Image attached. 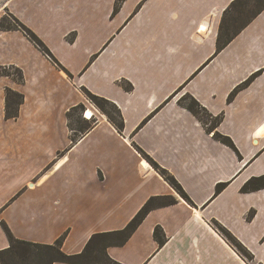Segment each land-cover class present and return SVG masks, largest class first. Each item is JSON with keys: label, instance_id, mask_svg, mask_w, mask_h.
Masks as SVG:
<instances>
[{"label": "crops", "instance_id": "crops-1", "mask_svg": "<svg viewBox=\"0 0 264 264\" xmlns=\"http://www.w3.org/2000/svg\"><path fill=\"white\" fill-rule=\"evenodd\" d=\"M15 1L6 8L62 68L21 31H0V66L23 75L21 82L0 77V222L12 235L53 244L66 234L62 251L77 254L93 234L122 229L149 198L169 196L175 204L152 210L123 246L107 248L113 261L264 264V188L241 190L264 176V10L217 52L221 18L234 0H123L115 13L117 0H19L28 19ZM6 88L23 95L16 119L5 118ZM81 88L120 109L121 132ZM186 94L223 115L217 131L236 151L179 103ZM79 105L95 123L72 140L66 113ZM158 226L162 246L153 238ZM8 246L0 225V250Z\"/></svg>", "mask_w": 264, "mask_h": 264}, {"label": "trees", "instance_id": "trees-1", "mask_svg": "<svg viewBox=\"0 0 264 264\" xmlns=\"http://www.w3.org/2000/svg\"><path fill=\"white\" fill-rule=\"evenodd\" d=\"M122 1L123 0L116 1L113 13L117 12L121 6L120 2ZM263 10L264 0L232 1L228 8L223 12L221 18L216 42L217 52L227 46V44H229L241 32V30L245 28ZM9 17H11L13 24L3 23L4 18H2L0 20V30H20L41 54L48 58L55 66L62 68V66L57 62L47 46L38 36H36L28 27L22 24L15 16L9 15ZM202 31H204V29ZM72 40L73 37L70 38V41ZM254 75L247 79L242 85L236 87L229 94L228 101H231L235 94L243 86L247 85ZM0 76H9V74L0 73ZM69 76L72 78L71 75ZM14 80L17 82H21L23 80L22 72L19 69L18 77ZM119 84L127 92L132 90L131 84L124 79H121ZM81 91L84 93L90 104L93 105L101 114L105 115L108 122L111 123L117 131L121 132L123 130L122 115L120 109L114 103H111L102 97L96 96L84 88H81ZM22 103L23 95L21 93L6 88L4 109L5 118L16 119L19 115V108ZM179 103L199 120L208 133H213L212 136L215 140L236 151L231 139L217 131V127L220 124L223 115H211L202 105H200L197 100H195L189 94L182 96L179 100ZM82 110L83 106L79 105L71 108L66 113L68 127L73 132L72 140L80 138V136L88 131L95 123V120L92 121L93 114L90 110H87L84 116L88 120L80 118L77 113L81 112ZM75 114L77 117L74 123L73 116ZM149 161L153 168L173 187V189L181 197L189 200L181 185L173 176H171L166 170L160 168L151 159H149ZM225 186V183L216 185L215 195L219 194L225 188ZM262 188H264V176L249 179L243 185L241 190L242 192H251ZM175 203V199L169 196L151 197L143 204L140 210L122 229L93 234L81 252L71 255H68L62 251V244L66 234H63L61 237H59L53 244L31 243L16 239L12 235L7 225L1 221L0 225L8 238L9 246L4 250H0V264H119L116 261H113L107 255V248L123 246L143 222L149 212L156 208L171 206ZM223 233L225 237L241 253H245L243 249L235 243L229 234L224 231ZM153 238L159 246L164 245L166 242L164 232L159 226L154 228Z\"/></svg>", "mask_w": 264, "mask_h": 264}, {"label": "rangeland", "instance_id": "rangeland-1", "mask_svg": "<svg viewBox=\"0 0 264 264\" xmlns=\"http://www.w3.org/2000/svg\"><path fill=\"white\" fill-rule=\"evenodd\" d=\"M8 0H0V20L2 18H4L3 20V23H9V24H13V21L11 19V17H9V15H12L14 16L11 11L9 10V8H6L7 6H5L7 4ZM123 2V1H122ZM122 2H120V5L122 4ZM49 3H46L45 6H48ZM14 6L17 10L20 11L21 15L25 18L28 19V15L25 11V8L21 5V3L19 2V0H16L15 3H14ZM29 22V21H28ZM37 29L41 30L42 29V26L38 25L37 26ZM0 31H4V30H0ZM20 31V30H18ZM73 33H70L66 36V39L70 41V38H72ZM0 73H7L9 74V76H0V77H9V78H6V79H10L13 81V79H16L18 77V69L16 67H13V66H0ZM7 82H9L7 80ZM82 112H78L77 115L80 116V118L83 119L82 117ZM93 114V113H92ZM94 115V114H93ZM76 114L73 116V122L75 123V120H76ZM92 121H94V119H92ZM213 225V227L218 231L219 234H222L224 237V233L221 229V227L219 226H215L214 223H211ZM226 238V237H225Z\"/></svg>", "mask_w": 264, "mask_h": 264}]
</instances>
